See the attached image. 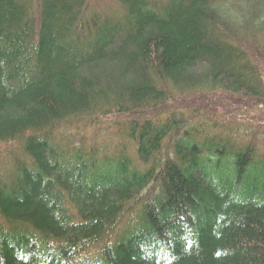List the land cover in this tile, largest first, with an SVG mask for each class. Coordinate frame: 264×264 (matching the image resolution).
<instances>
[{
  "label": "trees",
  "instance_id": "16d2710c",
  "mask_svg": "<svg viewBox=\"0 0 264 264\" xmlns=\"http://www.w3.org/2000/svg\"><path fill=\"white\" fill-rule=\"evenodd\" d=\"M113 1L0 0V264H264V140L167 106L264 105V0Z\"/></svg>",
  "mask_w": 264,
  "mask_h": 264
},
{
  "label": "rangeland",
  "instance_id": "374dc122",
  "mask_svg": "<svg viewBox=\"0 0 264 264\" xmlns=\"http://www.w3.org/2000/svg\"><path fill=\"white\" fill-rule=\"evenodd\" d=\"M114 1L110 0H91V8L96 9L98 11H101L105 9L107 6H114ZM252 35H249L248 38H253L254 40L252 42L251 39H240L241 41V47L243 49H246L248 53L255 54V55H261L264 56V36H257L256 33H251ZM259 40H261L259 42ZM258 43H260L258 45ZM263 61L259 63L260 69L263 73V79H264V57ZM224 94H215L210 95V102L207 104L197 105L198 103L192 102L191 100H194L195 98L193 96H187V97H180L183 99H178L179 96L175 98L174 101L169 102V108H172L173 111L178 112L179 114L184 115V112L189 111L190 109L194 112H197L198 115L200 113H207V116H211L209 120L215 119L216 121L220 122L223 125H227L228 128H232L233 130L238 133V135H246L248 136V133H253L256 135L258 139L264 140V105H260L261 103H258L256 105L255 103H252L250 106H247L246 103H244V100H240L232 97V100H238L237 102L231 101L228 102L225 97H222ZM263 101V100H262ZM195 103V104H194ZM229 103V104H228ZM232 103V104H230ZM201 109V110H199ZM218 112V114L216 112ZM122 116H112L109 118H99L93 121V119H86L84 124L87 126V133L85 136L87 139L90 138L93 131L96 129V125L100 123H106L111 124L110 119H119ZM202 117V116H201ZM79 121L73 122L70 126H64L63 131L71 134V138L67 139L71 143L75 144L74 146H77L76 142L78 140V136L80 134V129L78 128ZM84 126V125H83ZM82 132V131H81ZM240 137V136H239ZM241 138H238L237 140L241 142ZM239 142V143H240ZM72 144V145H73ZM14 144H6V145H0V152H4L5 149L13 147ZM73 147V146H72Z\"/></svg>",
  "mask_w": 264,
  "mask_h": 264
},
{
  "label": "clouds",
  "instance_id": "9594fccd",
  "mask_svg": "<svg viewBox=\"0 0 264 264\" xmlns=\"http://www.w3.org/2000/svg\"><path fill=\"white\" fill-rule=\"evenodd\" d=\"M216 255H217V256H219V255H220V253H217Z\"/></svg>",
  "mask_w": 264,
  "mask_h": 264
}]
</instances>
